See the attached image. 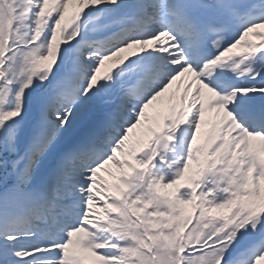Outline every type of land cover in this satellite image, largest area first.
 <instances>
[{"label": "snow or ice", "instance_id": "1", "mask_svg": "<svg viewBox=\"0 0 264 264\" xmlns=\"http://www.w3.org/2000/svg\"><path fill=\"white\" fill-rule=\"evenodd\" d=\"M0 264H264V0H0Z\"/></svg>", "mask_w": 264, "mask_h": 264}, {"label": "bare ground", "instance_id": "2", "mask_svg": "<svg viewBox=\"0 0 264 264\" xmlns=\"http://www.w3.org/2000/svg\"><path fill=\"white\" fill-rule=\"evenodd\" d=\"M71 5V4H70ZM105 69H102V72L104 71ZM162 106V105H161ZM204 128V127H203ZM204 132H205V128H204Z\"/></svg>", "mask_w": 264, "mask_h": 264}]
</instances>
